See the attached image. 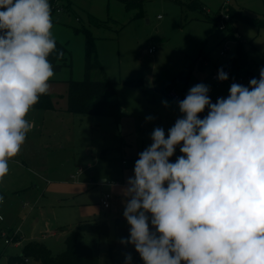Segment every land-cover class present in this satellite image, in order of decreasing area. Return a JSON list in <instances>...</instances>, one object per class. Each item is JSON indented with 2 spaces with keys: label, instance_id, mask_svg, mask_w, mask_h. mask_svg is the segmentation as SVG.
I'll list each match as a JSON object with an SVG mask.
<instances>
[{
  "label": "rangeland",
  "instance_id": "rangeland-1",
  "mask_svg": "<svg viewBox=\"0 0 264 264\" xmlns=\"http://www.w3.org/2000/svg\"><path fill=\"white\" fill-rule=\"evenodd\" d=\"M129 4L137 8L130 10ZM59 5L62 11L55 15L52 34L69 51L67 67L54 74L52 79L59 83L50 86L57 110L32 108L27 119L34 127L0 180V264H18L12 260L32 239L46 241L54 254L64 250L57 239L41 238L54 220L65 223L58 227L61 233L68 225L75 229L81 220L108 222L104 212L81 219L79 210L99 206L102 184H126L123 175L134 171L138 154L150 146L156 127H162L167 138L168 129L182 116L176 101L199 83L210 86V98L226 95L229 86L214 87L210 76L215 67L237 59L239 46L248 58L245 72L257 73L264 61V0H62ZM230 11L236 13L232 29L215 28L218 14L232 19ZM93 18L99 25L92 24ZM80 29L96 39L104 70L92 72L90 78H106L116 87L122 108L118 122L65 110L66 82L85 79L86 35ZM152 48L155 52L150 54ZM226 48L229 54L221 57ZM172 91L180 99L171 97ZM207 113L206 108L198 117ZM148 116L154 119L147 121ZM179 149L170 162L182 155ZM79 168L84 193L72 203L68 196L47 191L48 185L73 184L71 176ZM131 172L127 179L134 176ZM110 196V202L116 199ZM14 233L22 246L6 244L4 235Z\"/></svg>",
  "mask_w": 264,
  "mask_h": 264
},
{
  "label": "clouds",
  "instance_id": "clouds-1",
  "mask_svg": "<svg viewBox=\"0 0 264 264\" xmlns=\"http://www.w3.org/2000/svg\"><path fill=\"white\" fill-rule=\"evenodd\" d=\"M52 28L49 0H0V180L34 127L29 112L50 90ZM217 79L229 75L221 68ZM209 91L199 83L176 101L182 116L167 138L153 130L120 189L130 226L120 243L144 264H264V68L215 103ZM177 146L182 155L170 162Z\"/></svg>",
  "mask_w": 264,
  "mask_h": 264
},
{
  "label": "trees",
  "instance_id": "trees-1",
  "mask_svg": "<svg viewBox=\"0 0 264 264\" xmlns=\"http://www.w3.org/2000/svg\"><path fill=\"white\" fill-rule=\"evenodd\" d=\"M62 0H51V16L52 24L56 23L55 15L57 9L61 6L59 2ZM141 7V6H140ZM128 9H136L135 4H129ZM227 28L232 29L235 12ZM219 15V14H218ZM92 24L99 25V21L91 19ZM229 24V25H228ZM218 26V19L215 21V28ZM78 32H83L86 35L85 41V79L83 81H68L67 91V111L76 115H98L109 117L117 122L120 121L122 108L117 94L115 85L108 79L92 80L90 78L92 72L101 70L104 73L103 66L98 57V49L96 39L92 36L89 30L80 29ZM56 50L48 57L49 62L53 66L54 74L60 72L66 66L67 56L69 51L56 38ZM240 45V44H239ZM238 48V60L244 64L247 62V56ZM63 52V56L58 58L57 53ZM251 72L253 69H250ZM259 79V76L257 77ZM136 86H142L141 82H133ZM56 102L50 93L42 95L39 102L33 107L34 109L51 111L57 110ZM111 233L110 226L104 221H83L74 230L68 232L64 244L65 248L58 254H54L51 249L40 243H29L23 247L22 253L12 260V263L18 264H99L100 247L96 241L99 238H109ZM19 239L17 238V241ZM110 252L115 246L114 242L110 241ZM131 264H144L140 255L134 250L131 254ZM28 260V262H26ZM112 264H125V258L112 259Z\"/></svg>",
  "mask_w": 264,
  "mask_h": 264
},
{
  "label": "crops",
  "instance_id": "crops-1",
  "mask_svg": "<svg viewBox=\"0 0 264 264\" xmlns=\"http://www.w3.org/2000/svg\"><path fill=\"white\" fill-rule=\"evenodd\" d=\"M160 18V16H159ZM50 86H56L59 82L57 80H53L51 79L49 81ZM67 83V82H66ZM68 85V84H67ZM52 90H49L48 93H52ZM66 112L67 111V107H66ZM56 111V110H55ZM69 113V112H68ZM131 171H126V173L123 175V178L127 181V176H129ZM82 173V169L79 168L78 169V173H76V175H72L71 176V181L73 182V184L71 183H60L59 185H48L47 187V191L48 192H53V193H57L60 195H65L68 196L69 202L72 203L75 198H77L79 195L84 193V184L83 183H79L78 178L80 177ZM131 173H133L134 175V171H132ZM126 184H119L118 182H114V183H110V182H106L104 184H102L101 186L105 188V190L103 191V194L101 195V199H100V204L99 206H95L93 207V209L90 208H80V215H81V219H85V218H90L93 217L94 215L98 214L99 212H104V214H106L109 218L108 222H106L111 229V233H110V237L106 238H99L96 241L99 244L100 247V251H99V264H112V259H123L125 258V255L130 253L132 254L133 251L135 250L134 246L131 244H121L120 241L121 239H128L129 235H130V226L128 225L126 219L123 216V206H121L122 204V200L123 197L120 193V189L122 187H124ZM59 188H64V189H59ZM55 189H58L57 191H54ZM110 193L114 194L116 199L110 202L111 207L109 209H105L102 206V200L104 198V196L106 194L110 195ZM112 199V197L110 198ZM34 210L33 208H31V211ZM83 217V218H82ZM57 220V219H56ZM83 222V220H81L77 225H75L76 227ZM93 222V221H92ZM63 225H65L64 222H56L55 220L52 223H49V225H47L48 228V233L46 230L42 231V240L46 239V236L49 235L50 238L52 239H57L59 243H64L65 238L68 234V232L74 230L71 229L72 226H67L69 228H65L63 229V233H61V229H59L58 227H64ZM151 227V225H150ZM46 232V234H43V232ZM18 243L17 245H21L20 243V237L18 236ZM104 240V242H103ZM113 241L115 246L112 250V253L110 252V241ZM33 243H40V244H45L47 245V242L45 241V243L41 242V241H35L34 239L31 240ZM31 242V243H32ZM22 246V245H21ZM50 249L51 246L47 245ZM61 248L63 249L64 245H60ZM23 249V246H22ZM63 251V250H62Z\"/></svg>",
  "mask_w": 264,
  "mask_h": 264
},
{
  "label": "built area",
  "instance_id": "built-area-1",
  "mask_svg": "<svg viewBox=\"0 0 264 264\" xmlns=\"http://www.w3.org/2000/svg\"><path fill=\"white\" fill-rule=\"evenodd\" d=\"M62 11V9L59 7L57 9V12L60 13ZM227 14V13H226ZM218 19H219V22H218V27L221 29V30H224L227 28V22L230 21V17L229 15L228 16H222L221 14L218 15ZM155 52V49L152 48L150 49L149 53L150 54H153ZM230 52V49L229 48H226L224 49V51H222L220 53V56L221 57H226ZM238 60V57L237 59H233L232 61H230L229 63L227 64H222V65H219L217 67H215V70L214 72L212 73V75L210 76V82L211 84L214 86V87H218V88H222L224 87L225 85H228L229 88L231 86L232 83H237V84H241V85H244V86H248L249 85V81L252 79V78H256L259 76V72H260V69L261 68H264V61H263V64L262 66L260 67L259 66V70L257 73H254V71L251 72L248 71V72H245V69H244V63L239 60ZM206 65H208L206 63ZM223 68V70L225 72L228 73L229 75V79L227 81H219L217 79V74H218V70ZM229 88H228V93H226V95L222 96L220 94H215V95H212V97L210 98L211 99V102L212 103H215L217 101L218 98L220 97H227L229 95ZM170 96L175 98V99H180V97L174 92L172 91L170 93ZM110 198L111 196L106 194L102 200V206L105 208V209H109L111 207L110 205ZM4 237L8 238V240L6 241V244L9 245L11 243H18L17 241V238H18V234L17 233H14L12 236H5ZM26 262H28V260H26Z\"/></svg>",
  "mask_w": 264,
  "mask_h": 264
},
{
  "label": "water",
  "instance_id": "water-1",
  "mask_svg": "<svg viewBox=\"0 0 264 264\" xmlns=\"http://www.w3.org/2000/svg\"><path fill=\"white\" fill-rule=\"evenodd\" d=\"M65 230H67V229H65Z\"/></svg>",
  "mask_w": 264,
  "mask_h": 264
}]
</instances>
